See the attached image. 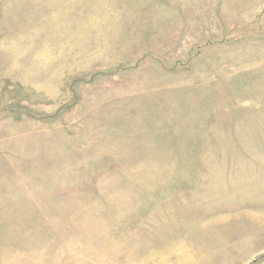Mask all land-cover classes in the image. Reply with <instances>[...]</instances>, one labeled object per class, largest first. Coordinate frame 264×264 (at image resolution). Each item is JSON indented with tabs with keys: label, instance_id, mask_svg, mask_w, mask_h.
Returning <instances> with one entry per match:
<instances>
[{
	"label": "rangeland",
	"instance_id": "obj_1",
	"mask_svg": "<svg viewBox=\"0 0 264 264\" xmlns=\"http://www.w3.org/2000/svg\"><path fill=\"white\" fill-rule=\"evenodd\" d=\"M0 264H264V0H0Z\"/></svg>",
	"mask_w": 264,
	"mask_h": 264
}]
</instances>
